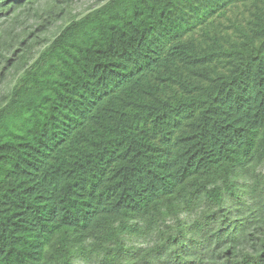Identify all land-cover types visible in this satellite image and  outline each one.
I'll use <instances>...</instances> for the list:
<instances>
[{"label": "trees", "instance_id": "trees-1", "mask_svg": "<svg viewBox=\"0 0 264 264\" xmlns=\"http://www.w3.org/2000/svg\"><path fill=\"white\" fill-rule=\"evenodd\" d=\"M72 3L0 0V264H264V0Z\"/></svg>", "mask_w": 264, "mask_h": 264}, {"label": "rangeland", "instance_id": "rangeland-1", "mask_svg": "<svg viewBox=\"0 0 264 264\" xmlns=\"http://www.w3.org/2000/svg\"><path fill=\"white\" fill-rule=\"evenodd\" d=\"M95 4H96V0H73V3L71 4V10L72 12H74V14L81 15L85 13L89 8L94 7ZM43 18H45V16ZM20 21L21 24L17 23L14 25L17 31H21L25 28H27V30H30V28L33 29L34 27H36L37 24L41 22V19L35 18L33 17V15H27L25 13L23 14V16L20 17ZM10 23H4L0 29V32L8 28L7 26ZM60 24H61L60 21L56 22L55 25L49 29L48 33H46L47 36H52L53 33L57 31ZM9 27H13V26H9ZM10 86H11V78L7 76L6 79L0 85V95H3Z\"/></svg>", "mask_w": 264, "mask_h": 264}]
</instances>
